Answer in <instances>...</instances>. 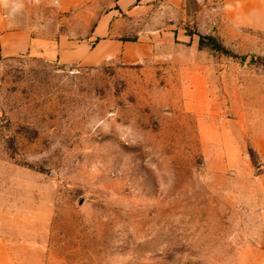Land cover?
I'll use <instances>...</instances> for the list:
<instances>
[{
	"label": "rangeland",
	"instance_id": "1",
	"mask_svg": "<svg viewBox=\"0 0 264 264\" xmlns=\"http://www.w3.org/2000/svg\"><path fill=\"white\" fill-rule=\"evenodd\" d=\"M157 3L123 18L138 61L0 41V264H264V0Z\"/></svg>",
	"mask_w": 264,
	"mask_h": 264
},
{
	"label": "crops",
	"instance_id": "2",
	"mask_svg": "<svg viewBox=\"0 0 264 264\" xmlns=\"http://www.w3.org/2000/svg\"><path fill=\"white\" fill-rule=\"evenodd\" d=\"M154 1L158 0H39V8L47 11V19L41 23L28 19L23 24L9 20L0 25V41L8 54L30 52L68 65H97L116 57L138 61L149 46L141 42L142 38L134 42L125 39L123 18L137 16L145 4L147 9L163 7ZM182 1L171 0L175 5ZM23 3L26 9L37 4L35 0ZM235 148L237 152L245 149L241 144ZM253 148L264 164V137L254 138ZM260 180L264 189V171Z\"/></svg>",
	"mask_w": 264,
	"mask_h": 264
},
{
	"label": "trees",
	"instance_id": "3",
	"mask_svg": "<svg viewBox=\"0 0 264 264\" xmlns=\"http://www.w3.org/2000/svg\"><path fill=\"white\" fill-rule=\"evenodd\" d=\"M206 41H212V42H214V40H213L212 38L202 37V38H201V46L204 45V43H205ZM214 43H215V42H214ZM215 45H216V44H215ZM215 47H216V46H215Z\"/></svg>",
	"mask_w": 264,
	"mask_h": 264
}]
</instances>
